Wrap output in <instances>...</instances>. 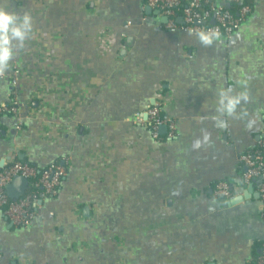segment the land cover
<instances>
[{"label":"crops","instance_id":"obj_1","mask_svg":"<svg viewBox=\"0 0 264 264\" xmlns=\"http://www.w3.org/2000/svg\"><path fill=\"white\" fill-rule=\"evenodd\" d=\"M250 1L229 37L205 44L169 30L145 0H0L33 25L10 41L0 74V106L16 108L0 114V168L66 170L57 194L32 204L29 225L0 211V264L253 261L264 245L258 181L241 185L251 190L236 204L214 193L239 180V156L264 135V0ZM241 93L225 114L221 96ZM155 101L174 136L161 126L154 139L133 122Z\"/></svg>","mask_w":264,"mask_h":264},{"label":"built area","instance_id":"obj_2","mask_svg":"<svg viewBox=\"0 0 264 264\" xmlns=\"http://www.w3.org/2000/svg\"><path fill=\"white\" fill-rule=\"evenodd\" d=\"M145 3L167 17L166 27L169 30L180 28L196 34L205 32L208 37H229L251 11L247 0H145ZM230 6H234V9L230 10ZM178 18L181 22L177 21ZM214 31L218 32V35H213ZM18 75L19 71L16 69L13 84L17 83ZM7 111L15 112L16 108L0 106V114ZM133 122L146 125L154 139H159L157 129L161 126L167 127L169 136H174L175 121L163 112L161 104L157 101L143 112L137 113ZM21 124V120L17 119L15 128L19 129ZM239 161L243 166L239 171V180L217 183L214 193L224 199H230L241 194V185L255 180L258 181L259 196L264 197V135L256 142L255 148L239 156ZM65 171L64 166L54 163L40 170L28 162L15 160L5 164L0 168V211L16 227L29 225L33 218V212L29 210L30 204L40 197L56 195ZM16 176L25 177L28 182L30 179H36L34 186H39L42 191L38 195L24 192L19 199L11 200L7 196L6 186ZM261 251L256 264H264V247Z\"/></svg>","mask_w":264,"mask_h":264},{"label":"clouds","instance_id":"obj_3","mask_svg":"<svg viewBox=\"0 0 264 264\" xmlns=\"http://www.w3.org/2000/svg\"><path fill=\"white\" fill-rule=\"evenodd\" d=\"M32 27V17L28 13H25L23 16H17L15 13L0 7V74H2V69L8 67V61L14 55L10 41L23 42L31 33ZM213 35H218V32L214 31ZM199 36L203 43L207 44L211 42L207 33L201 32ZM241 97L247 99L245 93L233 97L221 96L220 103L223 104L224 113L231 115ZM216 126L223 128L226 127V124L217 120ZM204 141H208L207 134L204 135ZM200 146L201 141L199 139L193 143V148H199Z\"/></svg>","mask_w":264,"mask_h":264},{"label":"water","instance_id":"obj_4","mask_svg":"<svg viewBox=\"0 0 264 264\" xmlns=\"http://www.w3.org/2000/svg\"><path fill=\"white\" fill-rule=\"evenodd\" d=\"M154 11H155V13L157 12L156 10H154ZM177 21H180V19L178 18ZM28 186H29L28 179H26L25 177H22V176H16L6 186L7 196L11 200L15 201V200L19 199L24 194V192L27 190ZM247 190L248 191H244L242 194H239V195H236V196L230 198V201H229L230 204H236V203L242 202L244 199L248 198V192L251 190V186H249V188ZM255 196L259 197V194L257 193Z\"/></svg>","mask_w":264,"mask_h":264},{"label":"trees","instance_id":"obj_5","mask_svg":"<svg viewBox=\"0 0 264 264\" xmlns=\"http://www.w3.org/2000/svg\"><path fill=\"white\" fill-rule=\"evenodd\" d=\"M247 3H249L250 5H252V2L250 1V0H247ZM236 6H238V5H236ZM230 10H233L234 9V6H230V7H228ZM24 162H26V161H24ZM30 165H32V166H34L33 164H31V163H29ZM35 167V166H34ZM37 170H40V169H38V168H36ZM39 176V173H37V175H36V177H38ZM35 180L36 179H30L29 180V186H28V188H27V190L25 191L26 193L25 194H27V193H30L31 195H38L42 190H41V188L39 187V186H34V182H35ZM261 199H262V201H263V203H264V197H260ZM33 207H32V204H30V207H29V210L30 211H33V209H32ZM259 248H261V246H260V244H258L257 245ZM264 247V245L262 246V248ZM262 248L260 249V251L258 252V249L257 248H255V250L253 251V261H251V263L250 264H256V262H257V259L259 258V256L261 255V253H262Z\"/></svg>","mask_w":264,"mask_h":264}]
</instances>
